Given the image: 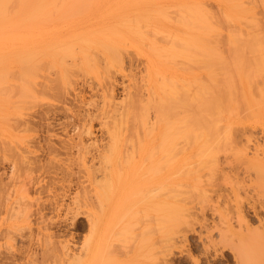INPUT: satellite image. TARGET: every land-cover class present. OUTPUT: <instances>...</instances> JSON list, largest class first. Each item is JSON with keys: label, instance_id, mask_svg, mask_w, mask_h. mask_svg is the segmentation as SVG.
<instances>
[{"label": "rangeland", "instance_id": "374dc122", "mask_svg": "<svg viewBox=\"0 0 264 264\" xmlns=\"http://www.w3.org/2000/svg\"><path fill=\"white\" fill-rule=\"evenodd\" d=\"M237 2L240 9L232 8L228 20L222 0H13L0 13V57L26 56L34 39L48 30L83 21L82 30L105 28L115 37L122 60L99 74L102 86L93 75L78 76L75 92L35 93L27 59L0 74L6 115L0 132V264H107L110 252L127 264H264V97L256 89L247 101L229 96L238 101L222 106L206 146H200L202 136L179 135L184 121L175 125L179 152L172 189L164 180L166 161L156 164L159 156H153L137 172L133 192H114L108 181L118 182L119 173L112 179L101 156L110 142L109 104L121 108L133 87L147 99L146 87L168 88L170 79L189 94L264 84V0ZM158 3L165 4L167 16L155 12ZM181 10H192L193 20L200 10L208 17L199 31L191 22V54L178 45L184 56L149 67L141 54L150 51L149 41L161 44L166 31L190 33L172 26ZM140 16L161 19L165 32L141 26L145 35L128 34V24L136 25ZM79 91L83 97L76 98ZM205 101L217 116L218 94ZM176 112L184 116L179 107ZM138 131L144 137L141 127ZM187 145L192 149L180 151ZM126 149L123 160L132 161ZM156 151L161 154L160 147ZM156 182L164 189L151 198L147 190ZM118 204L128 205L125 224L113 209ZM124 225L128 234L123 237L118 231ZM109 235L110 249L99 243Z\"/></svg>", "mask_w": 264, "mask_h": 264}, {"label": "bare ground", "instance_id": "6f19581e", "mask_svg": "<svg viewBox=\"0 0 264 264\" xmlns=\"http://www.w3.org/2000/svg\"><path fill=\"white\" fill-rule=\"evenodd\" d=\"M222 1L223 5L220 9H222V14H224L225 19L228 20L230 19L232 8H239L240 4L237 0ZM12 2L13 0H0V13L6 12L8 5ZM161 4L162 3H158L157 6L161 8L159 9L157 7V10L155 9L156 11H154L159 13L158 15L167 16L165 10L166 6L165 4ZM152 9H154V7ZM149 12L150 10L148 13ZM198 12L200 15L195 16L193 20L192 16L194 12L192 10H189L188 12L181 10L178 15V24L172 25L177 28H185V31L188 30L190 32L189 34H172L169 33L170 31H166V33L162 35L163 40L161 44L155 41V39L149 41L150 51L145 49V51L141 53L145 56L149 67H154L156 62L166 63V61L176 58L179 54L184 56L183 52L177 50L176 46L178 45L184 49L186 55L191 54V22L193 21L194 23V29L199 31L200 28L198 25L204 22V17L208 18L205 10H200ZM144 14H147V12H144ZM151 14L152 13L149 15ZM49 16H51V13ZM151 18L152 17H138L135 20L136 25H133L134 27L128 24L127 28L130 30L127 31V33L130 34V31H132L131 33L133 35H145L144 32H139V27L141 26L149 27V29H152L155 34L165 32L162 20H153ZM121 19L123 21L119 24L124 25V17ZM60 20H62V18L58 21ZM129 20L130 19H128V21ZM82 23L83 21H78L71 27L60 25L59 28L48 30V34L44 35L42 38L34 39L31 44V50H29V53L26 56H23L20 53H15L9 54L7 58L0 57V74L8 72L13 63V66H19L25 62V59H27L30 62L29 70H31L33 74L32 89L35 93L47 95L49 90L65 88L73 89V92H75V85L78 76H85L87 74L93 75L94 79L99 83V86H102L101 84L103 81L99 74H101V76L105 74L103 69H107L117 63L119 59L120 62L122 61L121 53L118 51L117 39L115 37H109L107 35L109 32H106L105 28L101 31H96L97 29H94L86 32L85 30H82ZM170 24H172V22H170ZM207 33L208 30L205 35ZM98 35L103 36L99 37ZM112 36H114V32L112 33ZM117 51L119 55L117 54ZM40 72L43 73L41 81L43 84L42 88L38 90L41 83L37 81L38 73ZM18 76H22L20 70L18 71ZM0 77L2 78V75H0ZM3 83L4 81L2 79L1 85ZM164 87L151 88L150 85L146 87L147 99H143L141 96L138 97L137 91L139 87H133L132 90L134 89L135 92L131 93V89H129L131 93L129 99L126 100L121 108H117L116 106L113 107L109 104L106 111V118H108L109 121L106 122L105 126L107 127V134L110 137V142L105 148V152L110 153V156H105L106 153L101 156L104 158L105 163H109L107 167L109 168L108 174L112 179L114 178L113 174L119 173L117 179L118 182L113 183L112 181H108L111 182L110 190L116 192L115 189L123 191L129 189L128 193L131 191L133 192V190H135L133 184L136 181L137 172L144 169L145 162H152L154 159L153 156H159V160L158 158L155 159L156 164L160 160L166 161V174L164 180L168 184L167 187L172 189L175 184L174 179L176 180V174L178 172L176 154L179 152L177 135L174 133L175 125L184 121V131L179 135L188 139L194 135L202 136L205 141H202L203 143H201L200 146H206L208 141L210 142L209 134L217 128L216 124H214L215 119L223 116V107L227 108L229 104L233 103L235 100L247 101L249 98H253V92H255V89L264 97V84H246L233 90L230 87H225V89L223 87L217 90H207L206 88H203L200 92L192 94L188 93L186 86L176 85L172 79L169 81V87L166 88L165 85ZM212 93L218 94L219 104H221L220 107L218 106L219 109L217 116L213 111H210L212 107L210 108L209 102L205 101L206 96H209ZM232 93H234L238 100L236 98L230 99L229 96H231ZM75 97H83L81 91L76 92ZM34 98L35 101H33V103L37 101V96ZM4 106L5 104H0V132L3 130L4 120L6 118V115L1 113ZM178 107L182 110L184 116L180 117V112L177 114L176 109ZM151 113L154 115V118H152L154 121L152 123H150ZM72 116L75 117L74 115ZM206 117L213 123H210ZM138 127H141L144 137L140 136ZM80 136L82 135L80 134ZM135 137L136 139H134ZM128 141H130V143H128ZM127 146L131 147V151H129ZM159 147L161 154L159 153V155H157L159 150H157V152L156 149H159ZM124 149L131 152L132 161H130V159L123 160L122 155ZM182 149L180 151H188V149L192 148L187 145ZM124 163H126V165H124ZM127 165L129 166L127 167ZM152 165H155V163H152ZM147 168H149V166ZM149 169L152 171L153 167L150 166ZM156 171V173H159L158 167H156ZM104 176L106 178L107 173ZM161 178L162 176L160 177V181ZM167 180L169 182H167ZM162 186H164V184L162 185V183L159 184L156 182L149 191L147 190V194L152 196L151 198L157 197L160 194V191L164 189ZM124 201L125 200H123V202ZM126 208L124 205L119 204L113 206V209L118 210L116 215L119 218V221L121 220L123 223L126 222V217L124 215L125 211H128ZM124 227L121 231H118L123 237L128 234L126 225H124ZM116 236L117 233H112L111 235L115 240ZM109 237L110 235L103 236L102 239L99 240V243L106 244L110 249L113 245L111 243L112 239H109ZM88 250V253H91L93 251V246H90ZM115 258L118 259L117 256L113 257L110 252L107 264H127L126 262L123 263V261L118 262L119 260H116Z\"/></svg>", "mask_w": 264, "mask_h": 264}]
</instances>
